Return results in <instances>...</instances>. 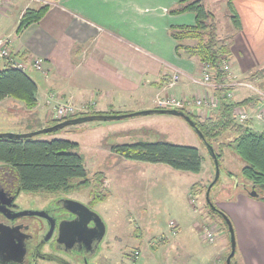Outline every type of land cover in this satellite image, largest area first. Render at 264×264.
I'll list each match as a JSON object with an SVG mask.
<instances>
[{
	"label": "crops",
	"instance_id": "crops-1",
	"mask_svg": "<svg viewBox=\"0 0 264 264\" xmlns=\"http://www.w3.org/2000/svg\"><path fill=\"white\" fill-rule=\"evenodd\" d=\"M185 1L3 0L0 36L11 40L16 56L27 61L43 58L48 75L28 73L38 86V104L31 112L12 98L0 102L7 109L17 108L15 115L10 113L15 118L33 115L28 122L0 132L27 134L47 127L56 102L65 100L76 105L94 103L93 112L103 114L155 109L157 96L213 100L214 83L203 81L202 62L178 53V42L172 37L174 27L196 25L195 13H173ZM191 1H201L211 10L207 0ZM230 1L240 18L239 30L231 20ZM44 6L49 7L45 16L17 33L23 15ZM226 6V38L217 14L211 11L217 17L220 38L232 42L230 63L235 82L240 81L234 87L233 100L241 102L264 94L257 89L262 90L263 84L256 85L255 80L264 81V0H228ZM183 44L194 46L197 41L188 39ZM3 65L0 62V67ZM175 74L179 75L178 83L167 89V80ZM231 188L220 190L232 193L215 204L232 220L237 241L235 264H264V202L237 191V186ZM175 222L180 230V221ZM220 233L217 253L224 256L229 252V240L223 231ZM169 240L164 239L162 246L171 244ZM215 260L205 264H218Z\"/></svg>",
	"mask_w": 264,
	"mask_h": 264
},
{
	"label": "rangeland",
	"instance_id": "rangeland-1",
	"mask_svg": "<svg viewBox=\"0 0 264 264\" xmlns=\"http://www.w3.org/2000/svg\"><path fill=\"white\" fill-rule=\"evenodd\" d=\"M227 2L228 0L206 1L208 7L217 14L224 38L229 36H226V32H228L226 24L229 22ZM10 54L13 60L25 61L29 64L27 74L32 70L43 76L48 75V69L43 58L27 61L16 56L12 49ZM39 59L43 60L40 69L34 66V62ZM0 62L4 63L3 67L10 65V62L8 64L3 60H0ZM223 65L230 66L233 76L230 83L234 82L235 84H232V86L235 87L240 81L235 82L236 77L232 72L230 58L225 60ZM177 76L179 79V75ZM255 80L256 85L263 84V91L259 86L257 87V89H260L258 93L264 92V81L261 79ZM227 82H229V79L226 76L225 83ZM169 85L168 79L167 89H170ZM233 91L228 96V99L232 101H234ZM241 97L244 98V96ZM162 98L163 96H157L155 99V109L158 108L156 105L158 100ZM188 99L195 101L193 98ZM196 99L211 100L203 96ZM248 99H252L251 106H239L234 111L239 115V112L246 110L248 113L246 122H250L253 129L264 131V94L261 93L259 97H249L244 100ZM213 100L219 105L220 101L216 96L213 97ZM238 100L234 102H240ZM48 102L49 104L52 103V101ZM23 104L31 112L32 109L28 108L24 102ZM218 105L201 110L200 112L203 114L200 112L197 114L196 111L191 109L188 110L197 116L206 118L212 112H217ZM5 106H0V129L15 128L19 123H26L28 119L33 118V115L28 116L26 114L15 118L10 113L15 115V111H18L17 108L7 109ZM94 106V103L76 105L72 100L56 102V106L51 110V120L56 119L57 111L63 107L72 108V111H68L69 113L65 117L63 116L62 119L103 114L93 112ZM19 111L24 112L22 109H19ZM128 113L120 112L119 114ZM49 122L46 126L49 125ZM45 128L49 127H43L35 131ZM0 134L2 133L0 132ZM233 138L232 134H225L220 141L213 143V148L219 151L221 143L228 144ZM37 139L42 141L66 139L77 143L79 147L76 152L83 157L89 176L93 178L92 176L100 173L103 175V182L107 183V187L105 185L102 190L110 193V197L95 206L90 205L92 200L90 197L91 188L64 196L73 198L88 207L91 206L105 223L106 236L102 242L101 262L99 264H205L209 259H216L215 261L218 264H226L229 252L224 256L220 255L217 253V245L219 244L218 238H220L221 231L228 239L227 229L223 223L220 224L215 220L216 218L209 214L207 208L208 200L205 187H209L215 178L214 164L199 136L182 117L156 113L117 121L83 122L62 130L38 135ZM137 139L196 147L204 158L203 169L199 173L187 172L174 169L164 163H146L124 159L113 151L115 147ZM223 156V167L220 169L219 181L214 184L209 196L215 203L218 199L232 193L227 192L224 194L220 193V190L227 191V189L234 186L235 177L245 165V162L236 155L234 147L228 146ZM229 172L232 173V176L228 174ZM197 183L200 184L202 192L192 190L193 185ZM25 194L37 206L42 201L55 198L53 195ZM175 221H180V230L177 229V224L176 228H172L171 222ZM197 223H201L198 228L196 227ZM206 228L210 229L215 236L213 243L205 239ZM167 238L170 239L171 244L162 246L163 240H167ZM136 250L141 253L139 259L133 256ZM228 251L230 250L228 249ZM89 264H96V262L91 259Z\"/></svg>",
	"mask_w": 264,
	"mask_h": 264
},
{
	"label": "trees",
	"instance_id": "trees-1",
	"mask_svg": "<svg viewBox=\"0 0 264 264\" xmlns=\"http://www.w3.org/2000/svg\"><path fill=\"white\" fill-rule=\"evenodd\" d=\"M228 6L233 25L236 30H239L240 18L231 1ZM48 9V6H44L38 10H28L20 20L17 33L39 22ZM185 12L195 13L196 25L172 29V37L178 42L177 52L196 58L213 69L214 95L220 102L217 112H212L206 118L197 116L187 109L178 111L195 122L199 131L212 146L225 134L230 133L234 136L228 144L221 143L219 151L214 149L220 161V169L223 167L222 158L225 149L228 146L234 147L236 155L245 162L241 172L235 177L234 186H237V191L250 196L253 191H256L257 196L254 198L264 202V131L253 129L250 122L240 124L232 117L237 107L251 106L252 99L242 102L228 99V94L234 90V87L225 83L227 73L223 64L230 58L232 42L220 38L216 15L201 1L188 0L173 10V13ZM188 39L196 40L197 44L194 46L183 44ZM37 92L36 82L27 73L9 65L0 69V102L12 98L23 101L28 108L33 109L38 103ZM65 120L68 119L51 120L47 127L55 126ZM37 136L25 137L22 134H16L12 138H0V164L12 170L22 191L64 197L91 188V206L104 202L110 197V193L102 190L105 185L107 187V183L103 182V175L97 173L92 176L93 178L89 176L83 157L76 152L79 147L77 143L66 139L42 141L38 140ZM205 148L207 149L206 146ZM113 151L124 159L164 163L177 170L199 173L203 169L204 158L196 147L137 139L119 145ZM211 159L213 161L212 157ZM215 174L214 164V177ZM228 174L232 176L231 172ZM205 188L207 191L208 187ZM192 190L202 192L199 183L193 185ZM210 201L213 208L208 204L209 214L223 223L227 229L230 254L231 241L227 220H231L217 208L211 198ZM234 260L235 257L232 264H235Z\"/></svg>",
	"mask_w": 264,
	"mask_h": 264
},
{
	"label": "flooded vegetation",
	"instance_id": "flooded-vegetation-1",
	"mask_svg": "<svg viewBox=\"0 0 264 264\" xmlns=\"http://www.w3.org/2000/svg\"><path fill=\"white\" fill-rule=\"evenodd\" d=\"M25 193L12 170L0 164V233L5 234L6 229L19 233V238L0 241V264H89L91 259L96 264L101 262L106 233L100 242L92 237L94 233H84L85 240L79 236L76 241L59 240L58 224L75 218L64 208V200L70 197L55 196L37 206ZM31 212H43L44 216L30 215ZM51 229L52 236H49ZM18 241L20 245L25 242V251L17 245Z\"/></svg>",
	"mask_w": 264,
	"mask_h": 264
},
{
	"label": "water",
	"instance_id": "water-1",
	"mask_svg": "<svg viewBox=\"0 0 264 264\" xmlns=\"http://www.w3.org/2000/svg\"><path fill=\"white\" fill-rule=\"evenodd\" d=\"M156 113H162V114H171V115H178L182 117L194 130V132L199 136L202 143L207 147L208 154L213 158L215 168H216V174L213 182L209 185L206 196L208 200V204L213 208V204L210 201V193L214 186L219 181L220 178V161L214 151V148L212 145H210L207 140L205 139L204 135L199 131L197 128L195 122L191 120L187 115L184 113H180L178 110H167V109H149L144 111H138V112H132L128 114H92V115H85V116H78L74 118H70L68 120H65L63 122H60L56 124L55 126H51L49 128H45L39 131L22 134V136L25 137H35L40 134L50 133L58 130L65 129L67 127L77 125L83 122H91V121H117L126 119L129 117L139 116V115H150V114H156ZM16 134L15 133H4L0 134V138H12ZM252 197H256L257 193L256 191H253L251 193ZM65 206L64 208L69 212L72 216H74V219H68V220H62L58 224V237L60 241H68V240H75L77 237H81L80 240H85L84 233H94L92 234L93 238H96L99 242L102 241V239L105 236L106 233V225L103 222L102 218L99 216L97 212H95L93 209L89 208L88 206L84 205L83 203L73 200V199H66L64 200ZM30 215H40L44 216L43 212H31ZM93 223L94 225L91 227L90 224ZM228 223V230L230 234V241H231V252L229 256L227 257L226 263L232 264L233 258L236 256V250H237V241H236V235L234 226L231 223V221L227 220ZM55 228V221L52 220V229ZM49 232V236H52V230ZM17 230L12 229H6L5 234L0 233V241L3 242V240L11 241L13 237L19 238V233L16 232ZM1 232V231H0ZM82 235V236H81ZM95 236V237H94ZM49 238V237H48ZM76 241V240H75ZM21 246L23 251H25V242L23 241L20 245L19 241L18 244ZM25 254V253H24Z\"/></svg>",
	"mask_w": 264,
	"mask_h": 264
},
{
	"label": "built area",
	"instance_id": "built-area-1",
	"mask_svg": "<svg viewBox=\"0 0 264 264\" xmlns=\"http://www.w3.org/2000/svg\"><path fill=\"white\" fill-rule=\"evenodd\" d=\"M3 0H0V5L2 4ZM10 39L6 38V37H2L0 36V60L5 61V63H9L11 67L16 68L18 70H21L22 72H27V68L29 66V64L25 61L23 62H19V61H15L11 58V47H10ZM42 59L36 60L34 62V66H36L38 69L41 68L42 65ZM224 70L227 73V78L229 79V82L233 80V76L231 74V69L229 65H224ZM201 71H202V79L203 81L208 84V83H214V71L213 69L208 65V64H204L202 63L201 65ZM179 79L177 74L173 75L170 79H169V88H173L176 86V84L178 83ZM235 84L234 82L230 83L229 85ZM230 94H228L229 96ZM158 106V108L160 109H167V110H182V109H191L196 111L197 114H199V112L201 110H205V108L209 109V107H216L218 104L215 103L214 100H201V99H195V101H193L192 99H187V100H182V99H177L174 96H165L162 99L158 100V103L156 104ZM242 110V109H241ZM68 111H72V108H67V107H63V108H59V110L57 111V114L55 116V120H60L63 118V116L65 117L69 112ZM201 114H203L202 112H200ZM244 113V114H243ZM248 113L246 112V110H243L241 112H239V115L237 114L236 111L233 112L232 117L234 120H236V122L242 124L246 122V119L248 118ZM172 228H176V223L175 222H171ZM175 231V230H174ZM173 231V233H174ZM214 234L210 231V229L206 228L205 229V239L210 242L213 243L215 241L214 239ZM140 251L136 250L134 252V257L136 259L140 258Z\"/></svg>",
	"mask_w": 264,
	"mask_h": 264
}]
</instances>
